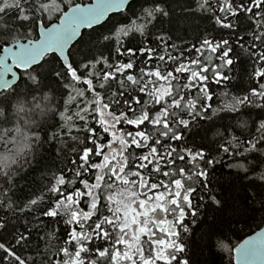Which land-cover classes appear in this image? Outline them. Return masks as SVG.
Listing matches in <instances>:
<instances>
[{
  "label": "snow or ice",
  "instance_id": "6c2138e0",
  "mask_svg": "<svg viewBox=\"0 0 264 264\" xmlns=\"http://www.w3.org/2000/svg\"><path fill=\"white\" fill-rule=\"evenodd\" d=\"M195 4L193 9L189 0V10L207 12L229 30V38L205 37L199 47L180 50L157 34L153 46L152 29L165 18L173 24V14L168 0H143L136 17L141 23L100 34L97 43L108 48L114 42L118 56L128 57L110 62L102 53L75 61L69 49L73 42L85 44L82 29L95 31L110 13L132 7L130 0H0V124L38 113L41 119L29 123L44 131L48 142L58 143V155L68 160L43 177L47 183L39 195L17 208L9 196L14 178L31 167L29 157L43 140L40 131L28 135L18 125L0 129L7 153L0 158V207L14 214L38 212L26 225L47 227L42 218L65 225L54 264H189L181 255L182 232L190 230L186 219L199 215L201 204L194 201L228 207L209 187L210 173L226 158L237 174L264 169V0ZM21 28L28 30L26 43ZM238 28L250 38L247 45ZM232 35L251 61L252 87L214 107V97H229L227 90L217 96L212 86L227 89L232 79L227 74L236 64ZM138 65L143 66L132 74ZM53 83L59 100L45 92ZM252 109L261 110L258 120L250 119ZM201 133L205 143L190 144L188 135ZM255 179L264 181V171L250 185L264 188ZM59 231L48 233L49 239H59ZM0 233L7 234L0 235V264H35L18 254L30 228L9 231L5 216ZM234 259L264 264V231L236 246Z\"/></svg>",
  "mask_w": 264,
  "mask_h": 264
},
{
  "label": "trees",
  "instance_id": "16d2710c",
  "mask_svg": "<svg viewBox=\"0 0 264 264\" xmlns=\"http://www.w3.org/2000/svg\"><path fill=\"white\" fill-rule=\"evenodd\" d=\"M85 1L87 0H75V2ZM142 2L143 0H135L134 3L130 2L132 7H126L122 12L109 15L101 25L95 26V31L90 29L83 30L82 34H84L85 44L77 45L75 42L74 46L69 49L72 53L71 58L79 61L85 55L91 57L99 56L102 53L104 56L110 57V62H115L117 59L127 62L128 57L118 56L115 52L114 42L110 47L105 48L103 45L97 43V40L100 38L101 33L105 35L111 34L110 30L113 29V26L119 27L120 25L127 24L135 27L136 24L141 23V21H137L136 17L139 15L140 4ZM188 2L189 0H168L174 23L169 24L167 18H165L163 23L157 24L152 29V34L149 35L148 39L153 43V46L159 43V41L155 40L157 34L164 35L169 44H175L180 50L191 48L192 45L199 47L205 37L217 40L221 37L225 39L229 38V30L221 29L215 24L213 19L207 18L209 16L207 12L190 11ZM190 2L192 8L195 9V0H190ZM210 2L218 5V0H210ZM134 12L136 15H133ZM217 14L220 13L217 11ZM53 21H56V19L53 18ZM134 21L135 24H133ZM149 27L151 28V26ZM27 31V28L19 29L21 40H24L23 36ZM237 31L239 35L245 36V43L247 45L250 38L244 29L238 28ZM135 35L137 40L142 39L138 33ZM33 37H37V30L33 33ZM236 40L237 36L232 35L231 43L235 52L234 58L236 59V64L233 66L232 71L227 73L232 77L231 81L226 82L227 89H225L223 84L212 86L217 96L227 90L229 97H222L220 100L214 97L216 101L213 105L214 107L217 104L227 102L233 95H244L245 90H250L252 87L249 80V74L252 71L251 61L240 49L239 45L235 42ZM133 43H136V41H133ZM161 47L163 46L161 45ZM216 63H219V61H216ZM141 66L143 65H138L134 70L130 71H132V74H137ZM99 67L103 66L99 65ZM17 83L21 88L24 87L23 80H18ZM55 89L56 85L53 83L49 89H45V92L56 96L57 100H59L58 94L54 91ZM36 95L39 96L40 94L37 93ZM29 100H31V97H29ZM37 102L40 101L38 100ZM260 112V109H252L250 119L258 120ZM245 118L249 117L246 115ZM40 119L41 117L38 113H29L27 115L21 113L18 117L12 118L11 124H0V129L18 125L22 132L28 135L40 131L43 140L41 146L36 149L34 158L32 156L29 157V160L32 161L31 167L26 166L14 178L12 191L9 192V196L15 202L17 208L22 207L29 199L40 194L44 184L47 183L43 177L50 176L58 168H63L68 163L65 155H58L60 145L56 142H48L44 131L29 123L30 120L39 121ZM223 123L227 124L229 121L225 120ZM195 131L196 129L194 128L193 132ZM236 134H240L239 129H236ZM202 136V133L195 136L188 135L187 139L190 144L199 145L205 143ZM209 138H211V134H209ZM5 155H7L6 150L0 145V158ZM231 162L226 158L222 166H216L220 170L210 173L212 183L209 185L216 192L217 198L222 197L227 202L228 207L219 210L215 205L208 207L207 203L210 202L201 203L199 200H196L194 203L201 204L198 217H188L185 221L190 230L187 233L182 232V239L184 240L186 249L185 253L181 255L183 258L189 260V264H228L230 258L231 264H233V247L244 237L261 227L264 222V196L256 195L257 191H264V188L257 189L250 186L252 179L258 177L259 173L264 171V169H257L255 173L245 174L239 172L237 174V169L228 166ZM255 182L257 185L264 184V181L259 179H255ZM246 195L252 197V199L245 200ZM0 199H3L2 194H0ZM33 215H39V213L14 214L0 207V219H3L5 216L8 217L9 231L25 232L26 227L31 229L27 245L23 249H19L18 254L26 260L31 257L35 261V264H50V262L54 264V260L60 258L56 254V250L63 246L65 225L62 222L60 224L50 223L47 218H42L48 226L37 228L33 226ZM26 221L33 223L26 225ZM57 228L60 230L56 233L59 239L50 240L47 234ZM0 235L7 234L0 233ZM222 245L226 246V248L222 247ZM227 249H231V252ZM0 255H3V253L0 252ZM29 264H31V261H29Z\"/></svg>",
  "mask_w": 264,
  "mask_h": 264
},
{
  "label": "water",
  "instance_id": "95a60500",
  "mask_svg": "<svg viewBox=\"0 0 264 264\" xmlns=\"http://www.w3.org/2000/svg\"><path fill=\"white\" fill-rule=\"evenodd\" d=\"M90 2H92V0H90L89 2H86V3H90ZM130 2H132V0H130ZM127 7V6H126ZM111 14H113V13H110L109 15H111ZM107 19V18H106ZM55 22H58V20L57 21H55ZM96 26H98V25H96ZM95 27V26H94ZM83 30H85V29H82L81 31H83ZM38 31V30H37ZM38 36H39V33H38ZM21 42H25L26 43V40H21ZM75 42H73V44H74ZM10 62V61H9ZM15 70V69H14ZM16 71H21V70H16ZM19 73V72H18ZM10 78V77H9ZM261 231H264V222H263V224L261 225V227H259L257 230H255L254 232H252L251 234H249V235H247L246 237H244L236 246H238L240 243H242L243 242V240H245V239H248V238H250V237H254L257 233H259V232H261ZM236 246H234L233 247V256H232V261H233V264H235V259H234V257H235V247Z\"/></svg>",
  "mask_w": 264,
  "mask_h": 264
},
{
  "label": "bare ground",
  "instance_id": "6f19581e",
  "mask_svg": "<svg viewBox=\"0 0 264 264\" xmlns=\"http://www.w3.org/2000/svg\"><path fill=\"white\" fill-rule=\"evenodd\" d=\"M90 0H87V1H85V2H82V3H86V2H89ZM57 21V20H56ZM55 22V21H54ZM104 22V21H103ZM102 22V23H103ZM36 38H38V31H37V37Z\"/></svg>",
  "mask_w": 264,
  "mask_h": 264
}]
</instances>
